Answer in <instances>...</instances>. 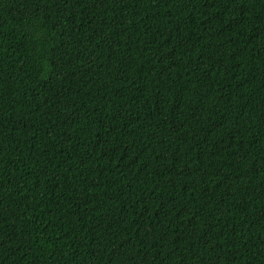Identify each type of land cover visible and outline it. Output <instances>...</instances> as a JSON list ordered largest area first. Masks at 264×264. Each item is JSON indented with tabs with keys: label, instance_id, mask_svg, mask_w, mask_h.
I'll return each instance as SVG.
<instances>
[{
	"label": "trees",
	"instance_id": "1",
	"mask_svg": "<svg viewBox=\"0 0 264 264\" xmlns=\"http://www.w3.org/2000/svg\"><path fill=\"white\" fill-rule=\"evenodd\" d=\"M0 264H264V0H0Z\"/></svg>",
	"mask_w": 264,
	"mask_h": 264
}]
</instances>
